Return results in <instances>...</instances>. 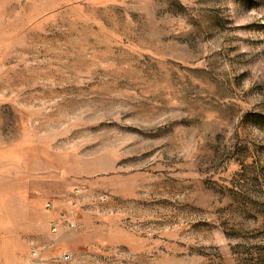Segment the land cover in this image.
I'll return each mask as SVG.
<instances>
[{
    "label": "rangeland",
    "instance_id": "374dc122",
    "mask_svg": "<svg viewBox=\"0 0 264 264\" xmlns=\"http://www.w3.org/2000/svg\"><path fill=\"white\" fill-rule=\"evenodd\" d=\"M0 264H264V0H0Z\"/></svg>",
    "mask_w": 264,
    "mask_h": 264
},
{
    "label": "built area",
    "instance_id": "2783aa9c",
    "mask_svg": "<svg viewBox=\"0 0 264 264\" xmlns=\"http://www.w3.org/2000/svg\"><path fill=\"white\" fill-rule=\"evenodd\" d=\"M45 207L47 208V209H50V207H51V203L48 201L46 204H45ZM61 222L66 226V227H72V221L71 220H69V219H61ZM58 226H59V221H57L56 219H54V220H52L51 222H50V229H51V231L53 232V233H56L57 232V230H58ZM33 255L35 256V257H39L40 256V254L38 253V252H36V251H33ZM64 257L66 258V254H64Z\"/></svg>",
    "mask_w": 264,
    "mask_h": 264
}]
</instances>
